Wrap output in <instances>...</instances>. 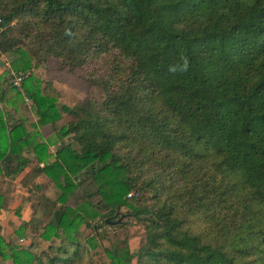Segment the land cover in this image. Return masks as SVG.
Listing matches in <instances>:
<instances>
[{"label":"trees","instance_id":"16d2710c","mask_svg":"<svg viewBox=\"0 0 264 264\" xmlns=\"http://www.w3.org/2000/svg\"><path fill=\"white\" fill-rule=\"evenodd\" d=\"M0 18V53L26 74L20 87L8 68L0 75V174L22 173L28 146L44 161L22 180L41 191L17 230L32 242H7L0 223V258L106 264L103 251L108 264H264V0H0ZM185 54L188 71L170 73ZM50 59L80 70L102 99L59 106L60 92L32 71ZM8 95L31 99L32 125L66 142L50 153L23 119L8 123ZM40 175L57 198L34 183ZM133 189L142 205L125 200ZM125 205L145 242L102 250L98 231L124 228L106 220Z\"/></svg>","mask_w":264,"mask_h":264},{"label":"crops","instance_id":"0c3cea01","mask_svg":"<svg viewBox=\"0 0 264 264\" xmlns=\"http://www.w3.org/2000/svg\"><path fill=\"white\" fill-rule=\"evenodd\" d=\"M11 59V55L0 53V75H2L7 68L9 69V66H11ZM56 66L57 61L55 59H50L47 61V63L33 68L32 71L35 76H37L42 81L47 78L51 79L53 82V87L58 92H60L61 95H64L66 93V88L62 83L63 81L59 79L60 77L58 75L61 74V76H63L62 73L68 72L56 70ZM45 86L46 84L42 83V88H44ZM61 95L58 98V102L70 106V104L63 102V99H60ZM10 96L11 95L7 96L4 103L10 112V115L7 118L8 123L15 124L20 119H23L27 124V128L29 130L40 133L42 135L43 141H46L50 145V153H53L55 149L62 144V142H66L64 139L61 141L57 138L56 132L51 125H43L39 127H34L32 125L33 123L37 122L38 116L35 113L34 103L31 99L26 97L23 102L20 101L15 104L13 99H9ZM66 116L67 114L64 113L63 117L65 118ZM42 139H39V141H41ZM28 148H32V146L26 147L27 150H25L22 154V158L28 160L27 167L22 173L18 174L14 178H11L10 176H3L2 174H0V194H3L4 196L3 202L7 203L6 206L3 205L4 207L0 211V223L2 225L1 235L7 242H10L12 239H14L21 245L25 246H28L32 242L33 234L30 229H27L25 236H18L17 230L23 223L29 222L32 217L33 203L32 201H29L28 198L30 195L29 187H33L32 185H25L22 180L34 166L44 165V161H39L35 152ZM9 181L11 182V188L10 190H7ZM44 181H50V179L44 175H40L34 179V183L36 184L43 185ZM6 198H8V202ZM0 264L13 263L10 259L5 260L3 258H0Z\"/></svg>","mask_w":264,"mask_h":264},{"label":"rangeland","instance_id":"374dc122","mask_svg":"<svg viewBox=\"0 0 264 264\" xmlns=\"http://www.w3.org/2000/svg\"><path fill=\"white\" fill-rule=\"evenodd\" d=\"M81 74H82V72L79 70L77 73H75L73 75H70L68 73H62L63 76H61V74L58 75L60 77L59 79H61L63 81V82L62 81L61 82L64 84V87L66 88V93L64 95H61L60 99H63V102L70 104V106H75L76 104L85 100L89 96L96 97L99 100H101L103 97V94L101 93V91L99 89H97L95 87L94 88L89 87V85L87 83H85V81L82 80ZM42 83L51 84V85L53 84L52 80L48 79V78L43 80ZM58 105L59 106H62V105L69 106L67 104H62L59 102H58ZM65 118H66L65 120L69 119L67 116ZM56 149H55V151H56ZM0 183H1V181H0ZM43 191H44L43 193H45L46 195H48L54 199L57 198V196L60 194L59 188H57L56 185L50 181H44ZM82 191H83V189H82ZM40 192H41L40 190L38 192V190L34 189L31 192V195H29V197H32L33 199L37 200L40 198ZM133 192H134V194L130 195ZM136 192H139V195H137ZM142 196L143 195H142V193H140L139 190L133 189L127 194V196L125 197V200L129 203L132 202L135 205L136 201L138 202V200L140 199V202L142 205V202H143L142 199L144 200V198ZM79 199H81V198H79L78 196L75 197L72 200V204H77ZM131 210H132V208H130L128 205H125L122 208H120V214L124 215V218H123V222L125 223L124 228H120V227L109 228V227L103 225L102 228L98 231V234H99L98 239L101 242L100 244H101L102 250H103V248L110 246V244L112 245V244L116 243L117 239L118 240L125 239V238L129 239V243H130V246H131L133 251H137L141 247V245L145 242L144 226L140 224L138 219L134 218L131 215ZM102 212L105 213L107 211H105V209H103ZM119 217H120V215H118L114 220H116ZM82 230L86 234L91 233V230L88 229L86 226H83ZM51 244L59 245L60 244V238L55 237V238H53L52 241H41L40 247L43 250H47ZM102 254H103V259L106 261V264H108L109 259H108L107 255L103 251H102Z\"/></svg>","mask_w":264,"mask_h":264},{"label":"clouds","instance_id":"9594fccd","mask_svg":"<svg viewBox=\"0 0 264 264\" xmlns=\"http://www.w3.org/2000/svg\"><path fill=\"white\" fill-rule=\"evenodd\" d=\"M190 67V59L185 55L179 56V62H173L169 64L168 71L172 74H176L178 72H186Z\"/></svg>","mask_w":264,"mask_h":264},{"label":"built area","instance_id":"2783aa9c","mask_svg":"<svg viewBox=\"0 0 264 264\" xmlns=\"http://www.w3.org/2000/svg\"><path fill=\"white\" fill-rule=\"evenodd\" d=\"M0 22H1V18H0ZM25 77L26 74L23 71H17L11 66H9V81L13 86L20 87ZM132 194H134V192L131 193L130 195ZM136 194L139 195V192H136Z\"/></svg>","mask_w":264,"mask_h":264},{"label":"water","instance_id":"95a60500","mask_svg":"<svg viewBox=\"0 0 264 264\" xmlns=\"http://www.w3.org/2000/svg\"><path fill=\"white\" fill-rule=\"evenodd\" d=\"M123 218H124V215L122 214V215H120V218L118 220H116V221L110 220L109 218L106 221L108 223L116 224V223L122 222Z\"/></svg>","mask_w":264,"mask_h":264}]
</instances>
